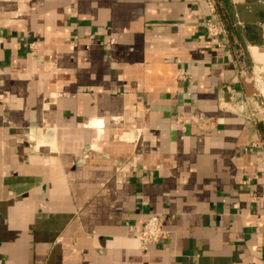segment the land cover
Returning a JSON list of instances; mask_svg holds the SVG:
<instances>
[{
  "label": "crops",
  "instance_id": "1",
  "mask_svg": "<svg viewBox=\"0 0 264 264\" xmlns=\"http://www.w3.org/2000/svg\"><path fill=\"white\" fill-rule=\"evenodd\" d=\"M224 1L226 46L206 0H0L3 264H264V0Z\"/></svg>",
  "mask_w": 264,
  "mask_h": 264
},
{
  "label": "built area",
  "instance_id": "2",
  "mask_svg": "<svg viewBox=\"0 0 264 264\" xmlns=\"http://www.w3.org/2000/svg\"><path fill=\"white\" fill-rule=\"evenodd\" d=\"M210 16L206 19L207 34L212 38H221L223 41L220 46H226L230 43V33L225 25L222 15L219 11L217 0H206ZM241 105L234 104L233 108L239 109ZM243 106V105H242ZM165 236L163 221L158 216H150L144 224L143 230L138 237L139 247L143 251H147L150 245L160 242ZM0 264H3L0 261Z\"/></svg>",
  "mask_w": 264,
  "mask_h": 264
},
{
  "label": "trees",
  "instance_id": "3",
  "mask_svg": "<svg viewBox=\"0 0 264 264\" xmlns=\"http://www.w3.org/2000/svg\"><path fill=\"white\" fill-rule=\"evenodd\" d=\"M218 1V5H219V11L222 15V18L225 22V25L230 33V35L233 36H239L240 35V31L238 30V28L235 26V22H234V17L232 16L231 12H230V7L228 5V3H226L224 0H217ZM258 17L262 20H264V7H262L259 11H258ZM246 29V35L248 37L249 40L253 41V42H257L259 41V32L257 30V26L256 25H252L249 24L245 27ZM260 129L263 133V137H264V124L260 125Z\"/></svg>",
  "mask_w": 264,
  "mask_h": 264
}]
</instances>
